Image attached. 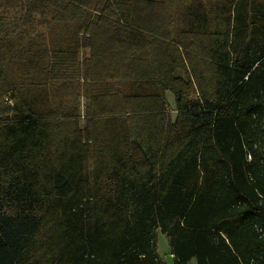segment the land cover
I'll list each match as a JSON object with an SVG mask.
<instances>
[{
  "label": "trees",
  "instance_id": "trees-1",
  "mask_svg": "<svg viewBox=\"0 0 264 264\" xmlns=\"http://www.w3.org/2000/svg\"><path fill=\"white\" fill-rule=\"evenodd\" d=\"M213 1L0 0V264H264V0Z\"/></svg>",
  "mask_w": 264,
  "mask_h": 264
},
{
  "label": "rangeland",
  "instance_id": "rangeland-1",
  "mask_svg": "<svg viewBox=\"0 0 264 264\" xmlns=\"http://www.w3.org/2000/svg\"><path fill=\"white\" fill-rule=\"evenodd\" d=\"M219 5H217V4ZM207 4L212 6H222L223 4H221L220 2H215L213 0H207ZM216 4V5H215ZM224 8H228V5H224ZM0 15H2L5 20H6V25L8 28V33H9V38H14L15 35H26L29 36L31 38H36V37H47L50 38V35L45 31L43 26H39V25H32V26H24L21 25L20 23V16L22 15V11H21V6L20 4L17 5H13V6H7V7H0ZM64 91V88L62 90V92ZM63 93H61L59 90L54 92V94H52V98H51V102L54 105H59L61 104L60 102L62 101V99L64 98ZM63 97V98H62ZM79 99V105L78 107V111H80V113H83V108H84V98L80 97ZM167 102H168V106L167 109L168 111L174 116V103H173V97L171 93H167ZM63 104H65L62 108H73V106L76 107V105H74V103H70V102H62ZM61 108V106H59ZM17 206V203H14L12 201H6L4 202V211L7 210H12L14 207ZM156 244H157V252L158 255L160 256V258L162 259V261L164 262V264H173L172 261V257L169 254V248H168V241H167V236L163 233H160L159 231H157V238H156ZM189 264H194V261H191Z\"/></svg>",
  "mask_w": 264,
  "mask_h": 264
},
{
  "label": "built area",
  "instance_id": "built-area-1",
  "mask_svg": "<svg viewBox=\"0 0 264 264\" xmlns=\"http://www.w3.org/2000/svg\"><path fill=\"white\" fill-rule=\"evenodd\" d=\"M172 256V254H170Z\"/></svg>",
  "mask_w": 264,
  "mask_h": 264
},
{
  "label": "crops",
  "instance_id": "crops-1",
  "mask_svg": "<svg viewBox=\"0 0 264 264\" xmlns=\"http://www.w3.org/2000/svg\"><path fill=\"white\" fill-rule=\"evenodd\" d=\"M85 55H86V53H85Z\"/></svg>",
  "mask_w": 264,
  "mask_h": 264
}]
</instances>
